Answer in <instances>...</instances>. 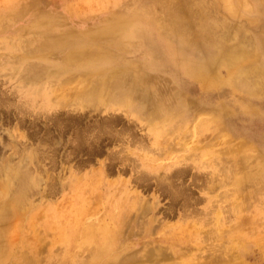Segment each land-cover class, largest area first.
<instances>
[{
    "label": "rangeland",
    "instance_id": "374dc122",
    "mask_svg": "<svg viewBox=\"0 0 264 264\" xmlns=\"http://www.w3.org/2000/svg\"><path fill=\"white\" fill-rule=\"evenodd\" d=\"M177 6L183 36L164 19ZM202 22L216 33L213 46L194 33ZM53 35L88 40L82 51L106 49L119 66L141 61L156 97L184 108L134 127L151 135L142 144L103 140L99 154L72 153L67 127L62 137L50 128L51 145L48 104L63 120L86 111L116 116L114 131L128 122L107 111L109 100L101 111L67 113L62 103L80 101L85 76L65 80L61 65L75 50H45ZM27 66L44 76L22 78ZM0 92L29 114L23 125L14 106L0 110V166L13 178H0V264H264V0H0ZM118 151L129 159L111 158ZM185 157L200 166L172 180L173 191L190 192L187 210L165 177ZM21 173L31 179L22 196Z\"/></svg>",
    "mask_w": 264,
    "mask_h": 264
},
{
    "label": "bare ground",
    "instance_id": "6f19581e",
    "mask_svg": "<svg viewBox=\"0 0 264 264\" xmlns=\"http://www.w3.org/2000/svg\"><path fill=\"white\" fill-rule=\"evenodd\" d=\"M183 14H184L183 9H181L180 7L178 8L177 6L174 10L168 12L167 15L169 16V18L164 17L166 24L175 26V28L179 31V33L182 36L186 34L189 30V27L185 23ZM194 31H195L194 33L200 36L202 39L205 38L209 39L210 44L213 46L215 41L212 35L216 33L215 31L213 32L212 26L209 23L202 22L199 25L194 26ZM68 36L66 35L64 37V36L53 35L48 39L47 42H45V44L42 43V47H45V50L49 52L56 50L60 51L61 49L62 51L63 50L67 51L71 48H74L75 50L74 53L70 55V57L66 58L63 64L61 65L62 67L61 69H63L61 71L63 73L62 75H64L65 80L67 81L76 79L78 75H82V77L85 76V78H82L83 80L80 81V82H84L85 85L82 87L80 86L81 88L79 87V89L77 88L78 90L77 100L80 101L79 102L76 101L75 103L71 101H63L62 103V105L65 108H70L67 113L69 114L70 111L74 112L76 109L82 111L86 109L92 111H97V110L101 111V109H99L98 107V104L102 103L105 106V102H108L107 100H109L112 103V105L110 103L109 104L106 103V106L108 105V107H106L107 111H111V110H114L115 112L123 111L125 113L128 122L126 123L127 125H125V127L120 129V131H114L113 129L118 122V118L116 116H113L111 120H104V119L92 120L91 118L93 117L91 115L87 116L86 111L76 115V117L75 116L67 117L66 119L63 120L62 117L59 118L60 116L57 114L56 109L58 105L54 103L48 104L46 110L47 113L48 112L49 113L45 119L47 120L48 123L47 128L49 130H46L47 131L46 133L49 135V141L51 145L54 146L55 144H57V141L54 138L55 133L51 132L50 128L53 129L55 128V130L57 129V131H59V133L57 134L59 135V137H62L64 133L63 131L66 130L67 127L69 129L74 127L73 134L75 139L70 141L74 148V151L72 153L87 148L90 151V153H93L95 155L99 154L102 151L103 140H108L111 142L115 141L118 143L123 142V143H128L129 145L132 144L136 145L139 143L142 144L146 140V138H151V135L147 133V137L142 135L140 136V134L137 133V131L135 130L136 128L134 129V127L139 126V128L143 130L145 126H147L148 128V126H150L151 124L158 123L157 121L162 119L163 114L164 116L168 115L167 113L170 112H173V115L174 113L180 114L181 109L184 108V106L174 107V109L172 110L170 107L167 106L168 104L166 100L156 97L157 89H155L154 85L153 87L152 84L150 85L148 83L151 82L150 80H147L150 79V77L147 74H145L143 68L144 63L142 64L141 61H135L134 63H129V64L125 63L124 65L119 66L117 59L115 58L113 53L107 51L106 49L103 50L94 49L92 51H87V50L82 51L80 48L87 46L88 40H82L76 43L72 40L71 37L72 35L69 37ZM74 46H76V48ZM78 48L79 51L77 50ZM237 59L238 58L232 54L225 56V61L230 65H234ZM156 64H157L156 59L152 58L150 62L151 67L156 68ZM35 65H39V63L36 62ZM107 66L110 67L113 66V69L108 70L109 67ZM81 70L83 71L85 70L86 72L81 73L80 72ZM127 70L132 73V77L131 75L128 76V74H125ZM37 72L38 70L35 66H27L21 73V77L24 79L32 80L38 78L40 79V77L38 76L41 77L44 76L43 75L44 72L42 73H37ZM20 95L27 96L28 93H25V91L22 90L20 92ZM179 102L182 105H184V101L183 102L179 101ZM12 106L15 107L18 119L20 123L23 124L25 121V117L29 115L28 109L24 105L18 106L12 104L10 102V99L0 92V110L8 111L11 109ZM78 106L80 108H78ZM72 107L76 109L72 110L71 109ZM123 107H125V109H123ZM133 114L136 116H134ZM72 115L75 114L72 113ZM181 117L182 116L179 117V121L183 122V119ZM34 119L37 120V115L35 114H34ZM90 120H92L93 122L92 121L90 122ZM179 121L177 119L176 121H174L175 123L172 122V125L173 124L174 126L177 125L176 123ZM32 125L37 126L36 121H33ZM177 143L180 144V142ZM49 148L52 149V147ZM159 152H161L160 154H162L161 150L156 151L155 154L158 155ZM111 155H112L111 158H113L114 160H119V161L121 160L122 162H125L127 161V159H129V157L126 155L125 156L123 155V157H121L120 151L113 152ZM191 160L193 162V165L190 166L186 162V157L182 158L177 163L170 166V168L172 169L176 168L177 170H175L174 172H170V169H168V171L165 172L166 180L168 181L171 180L169 186L167 185L168 188L170 189L169 193H171V195L173 194V198L175 196H179L180 198H182L184 203L181 204L182 205L181 208L184 210H187L192 205L191 194L186 190L187 188L184 189L183 187L180 190L177 189V191L176 190L173 191L172 187L173 186L175 187L174 182L176 181H172V180L183 179V177H185L188 174L190 167L194 170L200 169V166L198 165V163H196L195 158H192ZM226 161L224 163H226ZM176 165H178V167ZM225 166H226L225 168H227V165ZM207 167H211V166H207ZM132 171H135L134 166ZM11 172L12 169L7 170L5 167L0 166V178H2L3 176L4 180H11V179L13 180V178H11ZM21 175H22V177H20L21 183L19 184V186L22 183L23 185L25 183V185L24 186L21 185L23 187H19L20 196H22L30 188V181L27 182L26 180H31L30 177L25 173L24 175L21 173ZM195 177L196 176L194 174V178ZM137 180H151V178L149 175L140 173V175L137 176ZM211 180H220V179L211 178ZM168 188H165L167 192H168ZM144 210L146 211V209Z\"/></svg>",
    "mask_w": 264,
    "mask_h": 264
}]
</instances>
